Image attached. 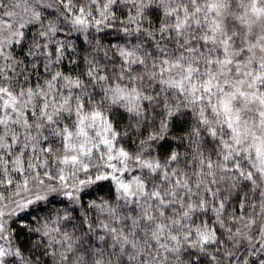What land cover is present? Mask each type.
I'll use <instances>...</instances> for the list:
<instances>
[{"label":"snow or ice","instance_id":"obj_1","mask_svg":"<svg viewBox=\"0 0 264 264\" xmlns=\"http://www.w3.org/2000/svg\"><path fill=\"white\" fill-rule=\"evenodd\" d=\"M0 264H264V0H0Z\"/></svg>","mask_w":264,"mask_h":264}]
</instances>
